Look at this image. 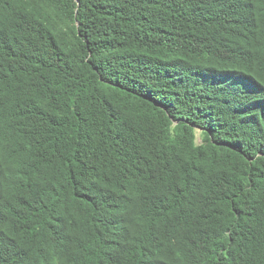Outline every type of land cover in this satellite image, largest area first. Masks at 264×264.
I'll use <instances>...</instances> for the list:
<instances>
[{"label": "trees", "instance_id": "1", "mask_svg": "<svg viewBox=\"0 0 264 264\" xmlns=\"http://www.w3.org/2000/svg\"><path fill=\"white\" fill-rule=\"evenodd\" d=\"M0 264H264V0H0Z\"/></svg>", "mask_w": 264, "mask_h": 264}, {"label": "rangeland", "instance_id": "2", "mask_svg": "<svg viewBox=\"0 0 264 264\" xmlns=\"http://www.w3.org/2000/svg\"><path fill=\"white\" fill-rule=\"evenodd\" d=\"M250 89H253L254 87L252 85L249 86ZM257 90V89H256ZM196 136H197V142L200 143L201 141V134H200V129L196 130Z\"/></svg>", "mask_w": 264, "mask_h": 264}]
</instances>
